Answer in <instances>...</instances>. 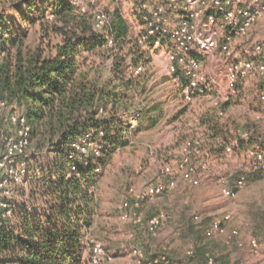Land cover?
Returning a JSON list of instances; mask_svg holds the SVG:
<instances>
[{
  "label": "trees",
  "instance_id": "16d2710c",
  "mask_svg": "<svg viewBox=\"0 0 264 264\" xmlns=\"http://www.w3.org/2000/svg\"><path fill=\"white\" fill-rule=\"evenodd\" d=\"M115 15V44L109 46L107 33L96 30L92 16L79 13L70 0H18L0 9V103L27 116L33 149L49 154L52 162L27 181L31 198L43 206L32 215L21 207L14 229L0 232V264H90L86 234L92 235L98 211L96 169L111 164L134 134L153 128L162 117L158 102L143 93L142 74L132 77L128 70L130 59L148 66L151 50L131 34L124 17ZM34 26L37 42L29 44ZM0 110L1 132L7 117ZM199 119L210 152H223L233 133L217 110ZM253 138L250 131V143ZM84 139L101 155L73 146ZM257 141L264 147L263 140ZM192 248L187 256L205 264L210 253ZM157 255L146 253L147 258Z\"/></svg>",
  "mask_w": 264,
  "mask_h": 264
},
{
  "label": "rangeland",
  "instance_id": "374dc122",
  "mask_svg": "<svg viewBox=\"0 0 264 264\" xmlns=\"http://www.w3.org/2000/svg\"><path fill=\"white\" fill-rule=\"evenodd\" d=\"M16 1L18 0H0V9L7 2ZM241 1L246 3L248 0ZM161 2L162 0H77L75 3L79 13L90 17L96 7L110 12L112 16L115 11V16L120 14L126 19L131 34L137 39L145 31L141 16L142 5L148 3L153 8L156 3ZM82 7H86L87 11L82 12ZM206 11L208 13L210 10ZM37 29V26L33 27L27 41L29 44L37 42ZM245 40L248 50L242 56L233 49L232 54L227 55L220 48L204 56L203 72L213 78V88L205 94L197 95L190 102L185 100L183 94L186 85L183 72L179 71L177 75L169 71L171 49L168 41L163 40L159 47L153 46L150 41L143 45L151 50L152 60L148 66H144L140 83L145 89L143 93L158 102L162 108V117L153 128L134 134L131 144L118 152L111 164L96 169L100 173L96 187L99 204L91 233L103 241L112 256L107 264H124L127 253L135 245L141 246L149 257L166 254L165 264H197L196 259L192 260L186 254L192 247L215 255L222 263L264 264V172L250 170L243 147L228 155L223 152L212 154L207 131L199 124V118L204 113L216 111L215 102L220 99L224 109V115L218 114L221 122L232 133L238 128L250 130L254 137L252 144L264 151V147L257 141H264V103L259 99L261 79L256 74H251L241 79L238 93H233L226 76V68L233 61L244 58L264 61V16ZM259 44L263 46V51L256 54L255 47ZM210 59H214L219 65L211 66ZM111 61L110 58L105 69H109ZM182 110H185L184 113L180 112ZM0 113L3 114L1 110ZM157 113L158 111L153 115ZM3 120L0 150L2 134L11 128L5 116ZM191 136H199L205 150V156L194 159L195 165L203 158L209 159V169L200 172L198 186H192L176 177L177 186L169 188L168 177L163 175L162 166L170 164L176 167L182 144ZM50 158L49 154L33 150L30 155L32 172L41 173L44 166L48 169L52 165ZM241 173H246L248 179L238 196H223L222 188L232 186ZM153 185H163L164 191L141 201L140 211L147 219L154 214L164 213L162 224L154 235L145 226H136L120 217L122 203L130 200V189H143ZM18 189V205H22L24 199H29V206H43L41 201L31 198L29 182ZM226 213L233 215L232 226L239 230L237 238L244 242V246L227 244L225 237L223 241L218 233L207 236L211 223L221 219ZM16 216L14 223L17 221ZM195 216L199 219L195 220ZM250 236L258 239L257 247L248 243ZM237 238H232L233 242ZM175 259L176 262L173 261Z\"/></svg>",
  "mask_w": 264,
  "mask_h": 264
},
{
  "label": "built area",
  "instance_id": "2783aa9c",
  "mask_svg": "<svg viewBox=\"0 0 264 264\" xmlns=\"http://www.w3.org/2000/svg\"><path fill=\"white\" fill-rule=\"evenodd\" d=\"M74 4L77 0H70ZM243 3L241 0H162L161 3L151 8L144 3L141 9L142 21L145 31L138 36L140 44L145 45L149 41L153 46L159 47L163 40L170 46L169 71L179 74L182 71L186 80L183 91L186 101H193L197 95L205 94L213 88V78L203 72V58L212 54L217 48L227 55L232 54L231 44L235 39L248 38L254 25L264 16V0H249ZM76 2V3H75ZM86 12V7L81 8ZM206 10H210L208 13ZM92 19L96 30L107 33V45L115 44L113 33V16L110 12L96 7L92 11ZM178 16V20L170 26V20ZM166 41V42H167ZM263 51L262 45L255 47V53ZM144 67L128 62V70L132 77L142 74ZM256 74L261 79L259 99L264 103V61H255L244 58L231 62L226 68V76L233 93H238V85L241 79ZM217 114L224 115L220 99L215 102ZM0 107L5 111L10 130L3 134V144L0 150V232L10 233L15 226V218L18 206L25 207L31 212L39 210L36 205H28L29 199H24L22 205L16 200L19 187L32 178L36 171L31 170L30 155L34 150L31 141V124L25 114L14 108L6 101H1ZM198 121V119H197ZM135 122V120H134ZM250 130L238 128L233 132L230 143L225 147V155L233 153L238 145L242 144L250 170L264 172V151L250 143ZM242 142H241V141ZM241 142V143H240ZM73 146L83 154L93 150L96 155H101L100 150L92 142L84 139ZM205 156L203 140L199 136H191L185 139L180 150V156L176 167L170 164L162 166L163 175L168 177L167 186L174 188L178 179L192 185L200 184V172L209 169V159H201L195 165L194 159ZM99 169V168H98ZM76 171V167H72ZM178 177V179L176 178ZM248 175L241 173L234 180L232 186L222 188V195L228 198H236L245 187ZM163 185L147 186L143 189H130V200H125L121 205L120 217L125 222L134 224H146L147 230L154 235L160 228L164 213L145 218L141 213V201L163 193ZM19 207V208H21ZM18 208V209H19ZM195 220L199 217L195 216ZM233 215L226 213L221 219L212 222L207 236L215 233L225 237L227 244L244 246V242L238 239L239 230L233 227ZM88 240L90 264H107L112 257L105 244L90 233L86 234ZM232 238H237L233 242ZM248 243L252 247L258 246V239L250 236ZM187 255H193V248L186 251ZM166 254L162 253L154 258H147L145 250L139 246H133L127 253L124 264H165ZM205 264H229L218 261L215 256L207 254Z\"/></svg>",
  "mask_w": 264,
  "mask_h": 264
},
{
  "label": "crops",
  "instance_id": "0c3cea01",
  "mask_svg": "<svg viewBox=\"0 0 264 264\" xmlns=\"http://www.w3.org/2000/svg\"><path fill=\"white\" fill-rule=\"evenodd\" d=\"M247 2H250V1L248 0ZM177 20H178V16L174 17L172 20H170L169 25L173 26ZM254 28H255V25L252 28L251 32L253 31ZM231 46H232V49L234 50V52H236L239 56H242L243 53L244 52L246 53V51L248 50L247 49L248 44L246 43L245 39H235L233 41V43L231 44ZM210 60H211V66L219 65V63H216V61H214V59H210ZM218 236H220L223 239V241L225 240L223 235L218 234Z\"/></svg>",
  "mask_w": 264,
  "mask_h": 264
}]
</instances>
